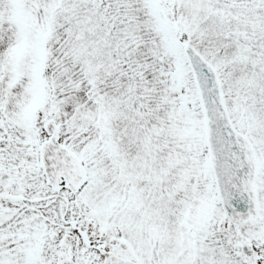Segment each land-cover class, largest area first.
Segmentation results:
<instances>
[{"label": "snow or ice", "instance_id": "snow-or-ice-1", "mask_svg": "<svg viewBox=\"0 0 264 264\" xmlns=\"http://www.w3.org/2000/svg\"><path fill=\"white\" fill-rule=\"evenodd\" d=\"M0 264H264V0H0Z\"/></svg>", "mask_w": 264, "mask_h": 264}]
</instances>
